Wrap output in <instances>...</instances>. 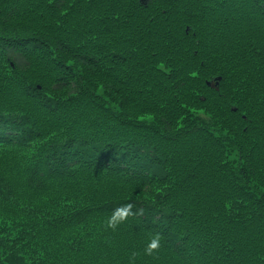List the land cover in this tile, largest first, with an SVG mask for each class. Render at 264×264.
<instances>
[{
  "label": "trees",
  "instance_id": "trees-1",
  "mask_svg": "<svg viewBox=\"0 0 264 264\" xmlns=\"http://www.w3.org/2000/svg\"><path fill=\"white\" fill-rule=\"evenodd\" d=\"M133 252L264 264V0H0V264Z\"/></svg>",
  "mask_w": 264,
  "mask_h": 264
},
{
  "label": "clouds",
  "instance_id": "clouds-1",
  "mask_svg": "<svg viewBox=\"0 0 264 264\" xmlns=\"http://www.w3.org/2000/svg\"><path fill=\"white\" fill-rule=\"evenodd\" d=\"M134 204L128 203L125 205L118 206L113 209L112 214L106 221V228L116 231L121 224L128 221L130 217H137L142 215V210L134 211ZM162 236L157 233L152 236L144 249V255L147 256H158L161 250V240ZM140 255L138 252L131 253L129 257V264H135L136 258Z\"/></svg>",
  "mask_w": 264,
  "mask_h": 264
},
{
  "label": "water",
  "instance_id": "water-1",
  "mask_svg": "<svg viewBox=\"0 0 264 264\" xmlns=\"http://www.w3.org/2000/svg\"><path fill=\"white\" fill-rule=\"evenodd\" d=\"M40 88V87H39Z\"/></svg>",
  "mask_w": 264,
  "mask_h": 264
}]
</instances>
